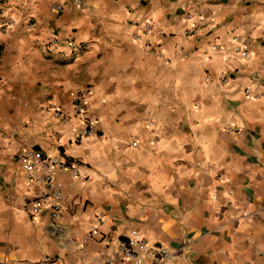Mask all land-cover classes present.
Returning a JSON list of instances; mask_svg holds the SVG:
<instances>
[{
    "label": "crops",
    "instance_id": "obj_1",
    "mask_svg": "<svg viewBox=\"0 0 264 264\" xmlns=\"http://www.w3.org/2000/svg\"><path fill=\"white\" fill-rule=\"evenodd\" d=\"M84 1L0 0V264H95L91 226L171 264H264V0ZM29 147L83 175L59 170L58 218H31Z\"/></svg>",
    "mask_w": 264,
    "mask_h": 264
},
{
    "label": "built area",
    "instance_id": "obj_2",
    "mask_svg": "<svg viewBox=\"0 0 264 264\" xmlns=\"http://www.w3.org/2000/svg\"><path fill=\"white\" fill-rule=\"evenodd\" d=\"M77 5L85 7L84 0H73ZM55 9L61 11L62 5H57ZM13 22L5 24V32L12 28ZM151 24L147 23L146 29L149 30ZM146 30V31H147ZM232 42L236 51L244 57H248L249 52L246 48V41L240 36H234ZM219 49V45H216ZM219 80L222 83L230 81L225 73L219 74ZM86 92L78 91L74 94V109L76 116L82 118L87 110ZM247 96L252 94L251 88H246ZM56 115L62 117L61 111H56ZM94 133L90 125L86 123L81 131V135L89 136ZM136 146L137 142H133ZM17 159L23 162L28 177L32 180L41 182L44 186L42 195L34 201L30 208L31 218L36 220L44 212L51 218H58L64 208V191L57 181V174L60 169H69L72 174L78 178H83L78 164L72 160L60 155L48 156L42 148H25L17 153ZM90 234L97 238L99 242L104 243L95 256V264H171L170 260L173 253L164 246H151L146 240L139 236H127L124 239H118L113 244L112 239L102 234L96 227H90Z\"/></svg>",
    "mask_w": 264,
    "mask_h": 264
}]
</instances>
